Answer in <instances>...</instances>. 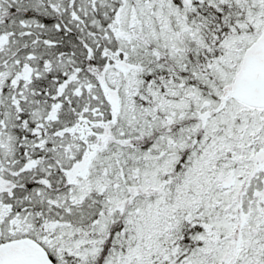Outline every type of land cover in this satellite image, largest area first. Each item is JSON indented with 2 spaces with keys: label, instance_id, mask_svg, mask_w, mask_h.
I'll list each match as a JSON object with an SVG mask.
<instances>
[{
  "label": "snow or ice",
  "instance_id": "snow-or-ice-1",
  "mask_svg": "<svg viewBox=\"0 0 264 264\" xmlns=\"http://www.w3.org/2000/svg\"><path fill=\"white\" fill-rule=\"evenodd\" d=\"M0 264H264V0H0Z\"/></svg>",
  "mask_w": 264,
  "mask_h": 264
}]
</instances>
